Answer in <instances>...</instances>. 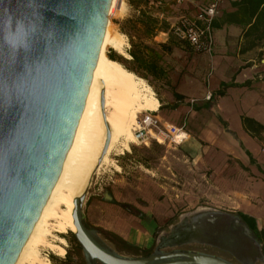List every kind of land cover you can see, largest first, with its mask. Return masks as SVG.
Masks as SVG:
<instances>
[{"label": "water", "instance_id": "obj_1", "mask_svg": "<svg viewBox=\"0 0 264 264\" xmlns=\"http://www.w3.org/2000/svg\"><path fill=\"white\" fill-rule=\"evenodd\" d=\"M112 1L33 0L32 13L45 18L35 43L16 52L0 42V264H16L61 175L85 109ZM5 3L0 2V10ZM85 200L75 202L74 235L88 264H233L186 250L141 258L120 255L84 225ZM212 212L181 230L178 239L217 247L237 261L239 253L250 255L257 246L262 254L239 216ZM227 217L237 221L239 230H207V221Z\"/></svg>", "mask_w": 264, "mask_h": 264}, {"label": "rangeland", "instance_id": "obj_2", "mask_svg": "<svg viewBox=\"0 0 264 264\" xmlns=\"http://www.w3.org/2000/svg\"><path fill=\"white\" fill-rule=\"evenodd\" d=\"M150 1L154 2V0ZM126 2L128 8L121 4L113 14H110V23L120 33H123V30L129 36L141 37L142 34L136 30L137 25L134 27V23L127 22L136 20V16L133 13V6L127 0ZM164 2L166 5L164 11L168 13V16L173 17L178 14L171 0H164ZM195 12L197 16V10ZM131 49L132 46L130 49L127 47L126 52ZM112 52L115 51L109 50V54H114ZM115 55L128 60L117 52ZM164 57V66L169 72V83L153 78L147 81L156 92L161 107L163 106L155 115L167 127L171 125L191 134L196 130L203 131L206 126V114H208L203 104L208 101L206 99L209 95L206 92L208 82L210 83L208 65L212 56L184 45L174 48L172 54ZM216 81L217 78H213L210 86H215ZM175 91L184 95L186 99L177 103L173 96ZM232 97H235L234 93ZM236 99L231 98V101L236 102ZM250 101V97L245 100V102ZM225 102L231 104L230 100ZM176 104L177 109L174 108ZM229 112L234 126H239L238 118L233 110L230 109ZM146 114L149 112L134 114L133 121H140V118ZM158 137L162 139L165 136ZM147 143L139 141L132 143L130 151L125 152L124 155L113 156L121 170L117 171L115 167H103L98 174L94 175L81 209L84 225L93 231L106 247L124 256L141 258L146 256V252L153 254L160 251L196 250L215 253L229 262L239 263L230 253L211 245L190 239L178 242L177 236L162 241L164 234H170L173 229L181 225L185 218L193 216L201 209L235 216L241 212L240 204L232 193L234 190L227 187L221 188L215 184L217 170L227 167L231 170L244 171L241 162L234 155L229 154L233 150L232 146L239 148L236 141L211 144L202 142L201 152L196 150V146L200 147V145L191 138L182 144H176L172 138L166 137L162 143L153 138H149ZM221 152H225V155L220 158L218 156ZM250 165L253 166L251 163ZM233 174L236 176L235 173ZM246 174L249 178L254 177L250 172ZM257 189L264 196V189L262 187ZM112 200L117 203L113 204ZM148 216L152 222L151 225L156 229L148 241L144 243L140 239V243L135 245L141 251L121 247L100 232L104 230L113 233L116 229L131 232L133 230L129 222L142 221L147 224ZM54 234L65 239V255L59 257L49 249L42 248V254L49 259L46 258L48 261H52L51 257L58 262L65 261L70 252L71 264H88L84 253L79 255L75 246L71 245L69 239L72 240V232L66 230L65 233L55 232ZM50 240L53 243H59L55 238Z\"/></svg>", "mask_w": 264, "mask_h": 264}, {"label": "bare ground", "instance_id": "obj_3", "mask_svg": "<svg viewBox=\"0 0 264 264\" xmlns=\"http://www.w3.org/2000/svg\"><path fill=\"white\" fill-rule=\"evenodd\" d=\"M121 4L127 3L113 0L110 14ZM127 47V38L109 20L75 139L61 175L16 264H52L43 256L42 248L63 257L66 241L54 233H65L66 230L77 233L74 220L75 202L88 195L94 175L103 167H115L119 171L120 167L113 156L124 155L130 151L132 143L139 141L148 144L149 138L163 142L153 131L146 133L140 127L139 120L133 121L134 114L155 113L158 110L159 101L153 88L144 79L109 58V50L130 58L126 52ZM181 133L185 132L178 131L174 137L177 144L189 139L185 133V138L179 140ZM212 214L211 210L202 209L196 215L185 218L178 228L173 229L170 234H164L162 241L178 236L181 230L200 223L203 218ZM205 226L211 232L240 228L237 221L229 217L220 222L207 221ZM51 238L57 239L59 243H53ZM255 249L250 255L247 252L239 253L238 260L243 264H257L258 261L264 263L258 246Z\"/></svg>", "mask_w": 264, "mask_h": 264}, {"label": "crops", "instance_id": "obj_4", "mask_svg": "<svg viewBox=\"0 0 264 264\" xmlns=\"http://www.w3.org/2000/svg\"><path fill=\"white\" fill-rule=\"evenodd\" d=\"M123 1L127 3L126 0ZM207 2L208 0H191L182 6L173 2V8L178 13L173 17L168 16V13L164 11L166 6L164 0L158 3L151 1L149 5L142 4L140 7H133V13L136 20L142 15H150L159 17L160 20H167L173 26L184 17L194 19L197 6L207 4ZM237 2L239 1L224 0L220 7L219 16L215 19L219 22L220 27L214 29L213 52L206 54L212 56L208 65L210 83L213 82V78H217V81L215 86H210L208 82L206 92L210 95L216 94L222 84H235L238 87H230L224 97H217L215 101L208 100L205 102L203 106L205 105L208 114H206L204 130H196L193 134L185 133L200 145V147L196 146V150L199 152L202 150V142L211 144L236 141L239 148L232 146L233 150L229 154L234 155L241 162L243 169L247 168L249 171L241 169V173L239 170H231L227 167L217 170L215 184L221 188L233 189L232 193L240 204V211L255 218L259 227L264 228V196L257 189L259 187L264 189V131L261 138L253 137L244 129L241 121L242 116H247L264 126V41L259 43L258 39L254 37L246 38L247 27L226 21V15L236 12L235 3ZM125 6L128 8V4ZM136 30L142 35L138 38L131 36L135 43L142 42L160 50L161 44L170 42V33L158 32L155 36H149L145 33V27L141 25H137ZM124 36L127 38L130 49L128 37ZM246 84L247 87H242ZM233 93L235 97H232ZM248 97L251 98V101L245 102ZM231 98H237V101H231ZM226 100H230L231 104H226ZM158 101L159 106L155 113L160 111L161 103L159 99ZM208 104L210 105L209 108L206 107ZM230 109L238 118L239 126L237 127L232 123ZM185 133H181L179 140L185 138ZM247 152L251 153L256 164L251 163ZM224 153H219L218 157H224ZM246 172L252 173L254 177L249 178ZM146 222L147 224L142 221H132L128 224L133 231L116 229L113 233L133 245L139 244L140 239L145 243L149 237H152L156 229L155 226L151 225L149 216Z\"/></svg>", "mask_w": 264, "mask_h": 264}, {"label": "trees", "instance_id": "obj_5", "mask_svg": "<svg viewBox=\"0 0 264 264\" xmlns=\"http://www.w3.org/2000/svg\"><path fill=\"white\" fill-rule=\"evenodd\" d=\"M131 6L140 7L142 4L149 5L150 0H127ZM163 2V0H154L155 3ZM172 1V0H171ZM235 7L237 8L236 12L232 14L226 15V21L229 23H235L244 27H247L248 30L245 32V37L250 38L254 37L258 39L259 43L264 41V0H240L235 3ZM129 23H134V27L136 25H141L145 27V33L149 36H155L158 32H166L170 33V42L167 44H161L160 50H157L154 47H151L142 42L135 43L129 34L125 33L130 40V44L132 49L128 52L130 58L128 60H123L114 54H109V58L115 62H119L125 69L129 72H132L137 77L144 79L146 82L150 80V78L156 79L158 81H163L169 83V72L164 66V56L170 55L173 53L174 48L180 46H191L189 43L180 40L177 38L173 31L171 30V24L167 20H160L159 17L155 16H146L142 15V17L137 20H129ZM220 24L217 20H214L212 28L218 29ZM122 33V34H123ZM124 34V35H125ZM192 47V46H191ZM193 48V47H192ZM204 52V51H198ZM151 86V85H150ZM248 85H243L242 87H247ZM152 87V86H151ZM230 87H238L235 84H222L220 90L216 94L211 95L210 101H215L217 97H224L226 95V91ZM153 88V87H152ZM174 98L177 103L182 102L186 99V97L179 92L175 91L173 93ZM163 107V106H162ZM160 107V110L161 108ZM205 108V105L203 106ZM207 108L210 105H206ZM174 108H177L174 106ZM200 109V108H199ZM242 125L244 129L253 137L261 138V135L264 131V126L255 121L252 118L247 116L241 117ZM247 155L250 158L252 164H256L255 159L251 155V153L247 152ZM243 167V166H242ZM246 171H249L247 168H244ZM113 204H116L115 200H112ZM237 216H239L244 223L250 228V230L254 233L256 239L261 244L262 254L264 256V228H260L258 221L255 218H252L242 212H238ZM100 232L104 235L110 237L113 241L119 244L121 247L132 249L136 251H141L137 246L127 242L120 236L115 233H110L104 230H100ZM72 240L69 239L71 245L75 246V250L79 255H82L83 249L78 242L77 238L74 234H71ZM150 252H146V256H150ZM71 258V253H68L65 261L58 262L55 258L51 257L50 261L52 264H71L69 262Z\"/></svg>", "mask_w": 264, "mask_h": 264}, {"label": "built area", "instance_id": "obj_6", "mask_svg": "<svg viewBox=\"0 0 264 264\" xmlns=\"http://www.w3.org/2000/svg\"><path fill=\"white\" fill-rule=\"evenodd\" d=\"M176 5L182 6L191 0H172ZM224 0H208L207 4L197 6V16L194 19L182 18L178 24L171 26L174 35L182 41L189 43L195 50L211 54L213 52L215 37L212 28L217 18L220 7ZM240 1V0H235ZM211 99L209 94L206 98ZM156 113H149L140 118V127L147 133L153 131L158 136H165L167 139L174 137L179 129L174 126H165ZM163 127V129H162ZM162 138L163 140L165 139ZM177 144V143H176Z\"/></svg>", "mask_w": 264, "mask_h": 264}, {"label": "clouds", "instance_id": "obj_7", "mask_svg": "<svg viewBox=\"0 0 264 264\" xmlns=\"http://www.w3.org/2000/svg\"><path fill=\"white\" fill-rule=\"evenodd\" d=\"M32 3L33 0H15L13 5L12 0H6L5 7L0 10V42L16 52L28 50L44 26L43 14L34 15L31 11Z\"/></svg>", "mask_w": 264, "mask_h": 264}, {"label": "flooded vegetation", "instance_id": "obj_8", "mask_svg": "<svg viewBox=\"0 0 264 264\" xmlns=\"http://www.w3.org/2000/svg\"><path fill=\"white\" fill-rule=\"evenodd\" d=\"M187 251H189V250H187ZM191 251V250H190ZM194 252H201V253H206V254H209V255H213V256H216V257H219V258H222V259H224L223 257H221V255H216L215 253H210V252H207V251H196V250H193ZM218 251V250H217ZM219 252H221L220 250H219ZM222 253H224V252H222ZM225 260V259H224ZM231 263H233V264H240V262L239 263H236V262H231ZM258 263H262V262H260V261H258L257 262V264ZM242 264V263H241Z\"/></svg>", "mask_w": 264, "mask_h": 264}]
</instances>
